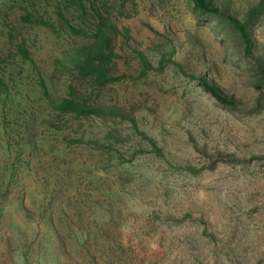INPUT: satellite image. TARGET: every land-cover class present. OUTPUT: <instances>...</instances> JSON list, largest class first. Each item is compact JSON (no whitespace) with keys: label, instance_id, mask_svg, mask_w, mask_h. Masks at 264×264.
<instances>
[{"label":"rangeland","instance_id":"obj_1","mask_svg":"<svg viewBox=\"0 0 264 264\" xmlns=\"http://www.w3.org/2000/svg\"><path fill=\"white\" fill-rule=\"evenodd\" d=\"M224 2L243 21L261 0ZM104 4L117 81L92 100L115 116L57 118L49 98L93 91L72 61ZM252 36L264 58V11ZM240 43L191 0H0V264H264V83Z\"/></svg>","mask_w":264,"mask_h":264},{"label":"trees","instance_id":"obj_2","mask_svg":"<svg viewBox=\"0 0 264 264\" xmlns=\"http://www.w3.org/2000/svg\"><path fill=\"white\" fill-rule=\"evenodd\" d=\"M224 1L191 0L198 17H216L218 21L225 20L230 25V28L238 36L241 42L240 44L243 45L245 55L250 57L256 65L259 74V80L256 86L260 88L264 83V58L258 54L260 53L258 43L252 36V30L259 21L261 13L264 11V0H261L258 6L252 8L243 21L224 8L228 4ZM79 5L80 7L82 6V4ZM104 5V9L100 7L94 8L97 24L96 27L94 26L92 41L76 50L75 57L72 61L73 71L76 72L77 80L88 83L93 91L87 95L81 93L78 87L70 86L67 96L60 99L49 98L50 109L57 118L69 116L75 119H83L115 116L114 110L95 105L92 100L94 91L101 90L117 81V78L111 75L110 68L114 64L113 59L115 53L113 39L117 36L118 28L110 21L109 11L106 10L108 6L106 4ZM73 31L80 33L76 29H73ZM140 59L143 64L142 75H145L149 71L150 65L144 56H141ZM199 80L207 91L220 103L233 109L237 108L235 100L225 96L206 79L199 78Z\"/></svg>","mask_w":264,"mask_h":264}]
</instances>
